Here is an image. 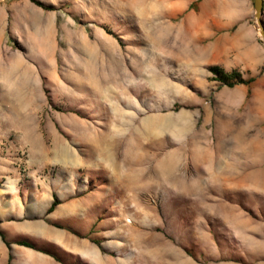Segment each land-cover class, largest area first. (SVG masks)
<instances>
[{"label":"rangeland","instance_id":"obj_1","mask_svg":"<svg viewBox=\"0 0 264 264\" xmlns=\"http://www.w3.org/2000/svg\"><path fill=\"white\" fill-rule=\"evenodd\" d=\"M39 1H0V185L35 172L85 184L106 264H177L184 247L199 264H264V191L209 175L234 160L226 128L241 121L209 70L224 0Z\"/></svg>","mask_w":264,"mask_h":264},{"label":"crops","instance_id":"obj_2","mask_svg":"<svg viewBox=\"0 0 264 264\" xmlns=\"http://www.w3.org/2000/svg\"><path fill=\"white\" fill-rule=\"evenodd\" d=\"M195 1L189 0V5ZM224 3L220 17L216 19L218 28L208 32V59L211 65H219L226 72L238 70L243 78L253 77L254 81L250 85L236 84L233 87L220 86L218 80L212 81L215 85L212 87L218 89L217 98H225L227 111L237 115L241 110V121H233L226 128V136L230 135V138H226L225 146L238 148L229 150L234 160L226 161L227 169L211 170L209 175L239 180L237 183L245 195L256 194L264 191V39L255 18L253 0H224ZM8 16L5 11L0 14V44L10 24ZM262 20L264 25V6ZM124 123L127 130L132 129L131 122L125 120ZM116 124L122 125L121 122ZM107 141V144L105 140L101 142L107 148L105 153L111 157L120 142L118 139ZM216 162L219 163V159ZM239 167L243 169L237 171ZM30 175L24 184L12 181L0 185V230L10 242L8 246L0 234V264H40L38 260L64 264L61 259L64 255L91 264H106V238H94L90 234L91 227L98 221L91 212L99 208V199L97 202L96 196L86 191L85 184L76 186L67 177L61 180L41 172ZM56 198L58 203L49 211ZM202 199L208 198L203 196ZM209 210L205 208L207 215H211ZM229 210L233 216L240 208L231 207ZM241 217L251 223L250 216ZM18 240L30 241L37 248L19 244ZM142 254L147 256L139 253ZM200 254V250L189 252L184 247L177 253V264H199L196 259Z\"/></svg>","mask_w":264,"mask_h":264},{"label":"trees","instance_id":"obj_3","mask_svg":"<svg viewBox=\"0 0 264 264\" xmlns=\"http://www.w3.org/2000/svg\"><path fill=\"white\" fill-rule=\"evenodd\" d=\"M32 1L39 6H42V7L47 8V9L49 8L47 6H44V4L42 2H40L39 0H32ZM209 70L211 71V73H213V75H214L213 79L214 80H218V81L222 82L223 84H225L229 87H233L236 84L250 85L254 81L253 77L243 78L241 72L238 70H232L231 72H226L219 65H211L209 67ZM57 203H58V199L56 198L54 200L53 204L50 206L49 211L53 210ZM0 234L3 237L4 241L7 243V245L10 246V242L7 241L4 233L1 230H0ZM18 243L32 247V248H37L34 243L27 241V240H18ZM50 254L52 256H54L57 260H60V258L55 253L50 252Z\"/></svg>","mask_w":264,"mask_h":264},{"label":"water","instance_id":"obj_4","mask_svg":"<svg viewBox=\"0 0 264 264\" xmlns=\"http://www.w3.org/2000/svg\"><path fill=\"white\" fill-rule=\"evenodd\" d=\"M253 3H254V8H255V18L257 20L262 38L264 39V25H263V20H262L264 0H253Z\"/></svg>","mask_w":264,"mask_h":264},{"label":"bare ground","instance_id":"obj_5","mask_svg":"<svg viewBox=\"0 0 264 264\" xmlns=\"http://www.w3.org/2000/svg\"><path fill=\"white\" fill-rule=\"evenodd\" d=\"M97 85H98V83H97ZM95 89H96V88H95ZM97 94H98V92H97ZM99 94H100V93H99ZM98 96H99V95H98ZM99 97H101V95H100ZM99 102H100V101H99ZM124 124H125V123H124ZM162 126H163L162 122L159 121V122H156V124H155L154 126H152L151 130H149L148 128L144 127V128L142 129V131H143V134L148 135V134L150 133V131L156 133L158 130H161V129H162ZM138 131H139V130H138ZM134 132H135V131H134ZM101 150H102V149H101ZM112 157H113V156H112Z\"/></svg>","mask_w":264,"mask_h":264}]
</instances>
